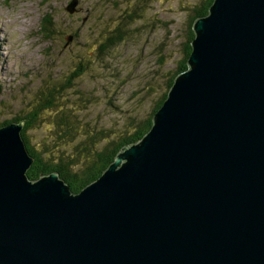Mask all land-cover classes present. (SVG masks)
<instances>
[{"label":"water","instance_id":"1","mask_svg":"<svg viewBox=\"0 0 264 264\" xmlns=\"http://www.w3.org/2000/svg\"><path fill=\"white\" fill-rule=\"evenodd\" d=\"M195 33L151 131L79 194L0 128V264H264V0Z\"/></svg>","mask_w":264,"mask_h":264},{"label":"rangeland","instance_id":"2","mask_svg":"<svg viewBox=\"0 0 264 264\" xmlns=\"http://www.w3.org/2000/svg\"><path fill=\"white\" fill-rule=\"evenodd\" d=\"M205 2L0 0V124H21L17 120L26 117L44 89L71 83L56 107L44 110L48 121L29 131L38 152L53 149L60 108L72 115L76 130L75 143L62 145L61 156L78 157L86 131L98 133V150L136 133L180 75L192 17ZM49 18L55 36L47 41L39 29ZM117 29L124 32L121 39Z\"/></svg>","mask_w":264,"mask_h":264},{"label":"trees","instance_id":"3","mask_svg":"<svg viewBox=\"0 0 264 264\" xmlns=\"http://www.w3.org/2000/svg\"><path fill=\"white\" fill-rule=\"evenodd\" d=\"M214 2L215 0H206L201 10L197 11V13H194L198 16L194 18L192 17L190 35L191 42L187 47V58L182 63L179 74L186 72L189 68L188 61L193 52L192 42L196 39L195 30L192 28L195 19L208 17ZM131 18L132 15L129 17V20ZM54 25L55 23L52 18L44 19L40 24V33L47 39V41L52 40L55 36ZM192 29L194 32H192ZM114 32L119 33L116 36V39H121L124 35V32L121 31V29H117ZM174 84L175 80L171 82L170 88H172ZM57 85L44 89L37 97V102H34L30 112L26 115V117L17 121H24V126L22 129L23 131L21 132L22 137L27 151L30 152L29 154L34 159L31 168L28 170L29 172H27V175L29 174V180L36 182L45 176H49L52 173H57L62 180L64 179L63 181H65L71 192L74 194L81 193L88 186L97 182L104 175L107 169L116 161L117 156L124 148L139 144L145 138V136L148 135L154 125V116L163 106L164 102L169 96L168 94L164 99H162V101L154 110L151 119H149L146 123L138 125L136 133L132 135L127 134V136H123V139L113 146H109L103 150H98L96 146L100 140L98 133L88 135V131H86V136L84 139L85 142H83L84 146L81 148V150H79L78 157H70L65 155L61 156L59 153H57L63 146L69 148V146L66 145L67 142L75 143L76 140V130L73 124V117L62 108H60L61 115L59 117L61 127H57L55 132L58 135V139L53 141V149L46 148L47 152L40 153L36 150L29 137L30 130L34 128H40L48 121L47 116L45 113H43L45 112L44 110L55 108L58 97L62 95L66 88H70L72 86L70 83L67 86H61V90H57ZM9 123H11V121H6L4 124H0V128L3 127V125ZM94 141L96 144H94Z\"/></svg>","mask_w":264,"mask_h":264},{"label":"bare ground","instance_id":"4","mask_svg":"<svg viewBox=\"0 0 264 264\" xmlns=\"http://www.w3.org/2000/svg\"><path fill=\"white\" fill-rule=\"evenodd\" d=\"M6 61V60H5ZM23 131V130H22ZM30 153V152H29ZM29 172V171H28ZM29 175V174H28ZM64 180V179H63Z\"/></svg>","mask_w":264,"mask_h":264}]
</instances>
